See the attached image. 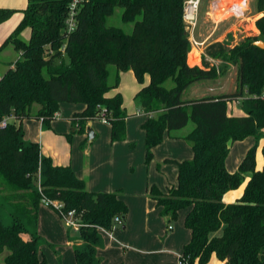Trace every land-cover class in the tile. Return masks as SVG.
I'll return each instance as SVG.
<instances>
[{
    "label": "trees",
    "instance_id": "1",
    "mask_svg": "<svg viewBox=\"0 0 264 264\" xmlns=\"http://www.w3.org/2000/svg\"><path fill=\"white\" fill-rule=\"evenodd\" d=\"M185 1L82 0L75 29L68 32L72 0H28L23 22L3 45L13 44L20 59L0 80V120L15 118L0 128V197L13 210L11 225L0 211V254L7 253L0 264H48L41 255L43 240L27 227L37 224L44 201L61 203V210L50 208L62 219L75 212L81 223L83 245L75 248L76 264H101L100 231L113 232L115 218L124 223L129 213L120 192L88 191L70 166H56L41 155L38 143L27 142L21 124L40 119L50 125L60 104L80 103L86 108L71 119L69 139L87 134L90 123L105 120L113 143L123 142L129 115L122 95L108 93L119 87L120 73L128 71L140 84L150 78L136 95L141 110L150 115L143 126L147 164L166 133L195 124L185 137L193 159L168 161L178 166L177 186L167 194L156 187L149 191L163 214L177 219L181 211H189L185 226L192 238L180 264H208L213 256L226 264H264V166L257 169L256 148L248 150L235 173L226 166L234 143L263 135L264 49L255 43L264 42V16L256 22L259 36H247L232 47L213 43L205 51L203 67H192ZM117 8L123 10V23L134 24L130 34L107 26ZM17 11L0 8V25ZM27 28L32 30L29 43L19 38ZM207 57L237 66V91L185 100L193 85L225 75L226 70L210 66ZM112 68L116 76L110 83ZM238 98H245L246 116L229 115V102ZM247 177L243 196L226 204L225 195L239 189Z\"/></svg>",
    "mask_w": 264,
    "mask_h": 264
},
{
    "label": "crops",
    "instance_id": "2",
    "mask_svg": "<svg viewBox=\"0 0 264 264\" xmlns=\"http://www.w3.org/2000/svg\"><path fill=\"white\" fill-rule=\"evenodd\" d=\"M23 2V0L18 3L17 0H0V8L20 10L24 8ZM262 16H264V0H201L198 24L190 33L189 65L203 67L205 51L213 43L221 42L232 47L247 36H259L260 32L256 22ZM14 17L13 15L0 25V48L24 20V14L17 21L12 20ZM25 32L28 36L25 43H29L32 30L27 28ZM4 48L5 46L0 53ZM206 60L210 66L225 69V75L214 81L193 85L185 92V100L219 97L237 91V66L208 57ZM11 67H8L6 72ZM115 76L116 71L114 70L109 78L110 83L114 81ZM149 83V76H146L144 84H140L133 71L121 72L119 87L108 93L109 97L122 95L124 108L129 115L126 121V140L123 142L113 143L112 128L103 121H94L89 124L88 128H91L94 133L92 140L89 139L88 134H75L69 139L68 135L73 132L71 119L86 108L80 103L60 104L57 117L50 125H46L40 119H27L21 124L25 140L38 143L41 147V155L51 158L56 166H70L76 176L85 181L88 191L93 193L120 192V199L127 205L129 213L121 225V230L117 232L115 230L116 234L107 231L100 232L109 239L106 240L103 237L98 248V254L104 256L103 260L100 258L101 264H179L178 260L192 238L191 231L187 228L189 235L183 239L179 232L172 234L173 229L159 234L158 226L154 228L152 225V221L158 223L161 219L158 218L159 214L164 221L173 220L170 214L162 213L163 208L158 207L149 197V191L152 187H156L160 192L167 194L172 187L177 186L178 166L168 161L183 162L193 159V149L185 137L194 128L187 130V126L180 131L166 133L163 142L153 150V160L147 164L146 132L143 126L150 115L141 110L139 101L135 108L132 106L136 95ZM243 99L238 98L229 102V115L246 116L241 109ZM32 126L36 129L35 135L32 134ZM245 155L239 157L233 167H229L227 158L228 171L236 172L237 164L241 163ZM263 166L264 162L257 166V169L261 170ZM249 179L247 177L239 189L228 192L224 197V202L233 204L239 200L244 194ZM0 204L9 212L13 211L1 197ZM185 212L187 216L189 211L185 210ZM59 217L53 209L42 205L37 224L27 225V227L31 234L40 235L42 240V236L56 240L58 234L63 239L64 224ZM5 223L11 225L12 220H5ZM109 243L112 245L110 246ZM46 244L43 240L41 247ZM126 246H130L131 251L126 252ZM120 249L123 254H120ZM6 255L7 253L0 254V261L4 260ZM208 264H220V261L213 256Z\"/></svg>",
    "mask_w": 264,
    "mask_h": 264
},
{
    "label": "rangeland",
    "instance_id": "3",
    "mask_svg": "<svg viewBox=\"0 0 264 264\" xmlns=\"http://www.w3.org/2000/svg\"><path fill=\"white\" fill-rule=\"evenodd\" d=\"M18 1L21 2V0H17V3H18ZM23 1L24 2L22 5H24L23 6L24 8L18 10L14 14L15 17L12 20L17 21L18 18L24 14L22 10L27 8L28 0H23ZM13 10H15V9H13ZM122 13H123V10L120 8H117L115 10L114 14L110 18H108L107 26L108 27L121 28L126 33L130 34L133 27H134V24L123 23L122 18H121ZM19 36H20L19 38L23 42H26L28 40V36L26 35L25 30ZM19 59H20V54L14 49L13 44H11L9 46H5V48L0 53V80L4 77V74L7 70V68L11 67L12 65H15ZM113 71H114V68L111 69V72H113ZM167 86L172 87L173 86L172 82H169ZM133 104L134 105L132 107L135 108V106L138 104V101L135 100L133 102ZM241 109L244 113H246L245 109H243V108H241ZM194 127H195V124L193 122H190L188 127H187V130H190L191 128L193 129ZM24 128H25V126H24ZM31 131H32V134H34V135L36 134V129L33 126H32ZM262 134L263 135L260 137L250 136V137H247L243 141H239V142L234 143V145H232V147H231V151H230V154L228 156L229 167H233L234 165H236V161H238V158L242 157V155L246 154L248 152V150H250L252 148H256L257 166L262 165V163L264 162V157H263L264 130L262 131ZM240 164H237V168L235 171H238ZM46 208H49V207H46ZM0 211H1L2 215L4 216L5 220H11L10 212L8 211V209L6 210L5 208H2V209H0ZM158 216H159L158 218H161V219L158 221V223H157V221H155V222L152 221V225L154 228H156L158 226L159 234H162L164 231L166 233L169 230V227H171L173 229V232H171L172 234L179 232L183 239H186L188 237L189 232L187 231L185 223H184V220L186 218L185 210H183L180 213V215L177 219H173L170 222L164 221V219H162L163 217H160V214ZM59 218H61V217H59ZM61 220H63V224H64L63 225L64 226L63 227L64 228L63 229L64 238L62 239L60 234H58L56 236V240L54 238H44L42 236L43 240H45L47 244H46V246L41 247V255L43 258L46 259L48 264H76L75 248L78 245H79V247H80V245L81 246L83 245V241L81 238L80 231L71 229L68 226L67 221L65 219L61 218ZM121 228H122V226H116L113 233L116 234L115 230L117 232V231L121 230ZM101 236H102V238L104 237V239H106V240L108 239L107 237H105L106 236L105 234H101ZM109 244H110V246L112 245L111 243H109ZM109 244H108V246H109ZM126 247H127L126 252L131 251L130 246H126ZM106 249H108V248H106ZM120 254H123L121 249H120ZM103 257L104 256L99 255V258L102 259ZM178 261L180 264V258Z\"/></svg>",
    "mask_w": 264,
    "mask_h": 264
},
{
    "label": "built area",
    "instance_id": "4",
    "mask_svg": "<svg viewBox=\"0 0 264 264\" xmlns=\"http://www.w3.org/2000/svg\"><path fill=\"white\" fill-rule=\"evenodd\" d=\"M81 1L82 0H72L71 2L70 12H69V15L66 21L68 32H71L75 29V15H76L77 9L79 8ZM200 5H201V0H186L185 1L183 19L190 33L197 27ZM56 117H57V114H56ZM12 120H15L13 116L3 118L2 120H0V128L5 127ZM100 121L106 122L105 120H100ZM44 205L49 208L54 207L59 210L62 209V204L59 202L44 201ZM74 215H75V212H70L67 215H64V218L67 221V224L69 227L73 228L74 230H79L82 225L79 221H77L74 218ZM114 223L116 226H121L123 224V219L115 218ZM169 229H172V228L170 227ZM101 231H105V230H101ZM220 264H226V263L220 262Z\"/></svg>",
    "mask_w": 264,
    "mask_h": 264
},
{
    "label": "water",
    "instance_id": "5",
    "mask_svg": "<svg viewBox=\"0 0 264 264\" xmlns=\"http://www.w3.org/2000/svg\"><path fill=\"white\" fill-rule=\"evenodd\" d=\"M255 45L260 47L261 49H264V42L263 41H258L255 43ZM87 134H88L90 140H92L94 138V133L91 130V128L87 129Z\"/></svg>",
    "mask_w": 264,
    "mask_h": 264
}]
</instances>
